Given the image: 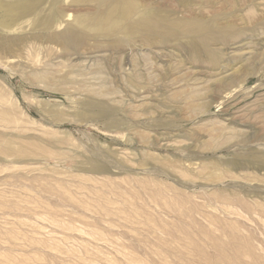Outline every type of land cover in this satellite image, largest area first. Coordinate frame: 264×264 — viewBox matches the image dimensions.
Here are the masks:
<instances>
[{
	"label": "rangeland",
	"instance_id": "374dc122",
	"mask_svg": "<svg viewBox=\"0 0 264 264\" xmlns=\"http://www.w3.org/2000/svg\"><path fill=\"white\" fill-rule=\"evenodd\" d=\"M135 2L237 31L148 44L135 16L97 28L116 0L0 28V264H264V0Z\"/></svg>",
	"mask_w": 264,
	"mask_h": 264
},
{
	"label": "bare ground",
	"instance_id": "6f19581e",
	"mask_svg": "<svg viewBox=\"0 0 264 264\" xmlns=\"http://www.w3.org/2000/svg\"><path fill=\"white\" fill-rule=\"evenodd\" d=\"M44 1L45 0H16L14 3L9 4L10 3L9 2L8 4H5V5H3L2 1H0V9L1 8L3 9V14H2V17L0 19V28L2 29V31L4 30L7 32H12L14 29H18L20 24H23L21 22L22 20L32 17L29 20H32V25L35 26L36 28L39 27V28H42L44 30L54 29V27L56 26L55 24H59V21H60L62 14H61V12H58V11L55 12L54 10H52L51 13L46 14L44 16H41L39 10H40V5ZM107 2H109V1H107ZM112 2H113V0H112ZM136 2H135V0H116V6L111 8V9H108L106 14H104V15L102 14L104 16V20L102 23L97 24L98 26L96 25L97 28L102 30L103 24L105 22L107 24V21L112 23L114 29H116L117 27L120 28V25L125 23L127 19H129L131 16H135L139 19V23L135 24L134 26H126L125 32L128 33V35H130V36H133L136 38L138 37L139 40H141L145 43H148V44H155V42H157V41L165 42L166 40H168V41L169 40H178L179 37H181V35H183V36L185 35L186 37H188L187 35H192V34L197 35L198 41H201L203 38H206V40H205L206 44H208V43L210 44L212 41L211 37L215 38L219 33H220V35H224V34L234 33L237 31L233 25L231 27L230 26L227 27L226 29L221 28L217 32L215 29L216 28L215 24L214 25H199L198 26V25L192 24V23H189V24L184 23L183 24V23H180L177 21L176 22H170L169 19L164 15L157 14V13L156 14H150V13L146 14V13H148L146 11L150 7L145 6L144 8L141 9L140 6L137 5ZM100 6H102V5H99V7ZM102 7H100V8H102ZM99 11H101V10H99ZM143 11L146 13H144ZM98 14L96 13V15H98ZM102 15L100 14L101 17H102ZM35 16H36V18L34 19ZM88 21L86 19H83L80 22L78 21L79 22L78 25L80 27L73 26V23L68 24L67 28L65 29V31L61 35H58L56 33L55 34L50 33L48 38L50 39V42L60 43L61 45L62 44H65L68 46H70L69 44L81 45V44H83L85 34L88 33L87 30L90 29V28H87V26L88 27L91 26V24L89 25ZM95 22H96V20H95ZM95 22H94V24H95ZM84 25H86V26H84ZM105 27H107V25ZM197 39H195L193 43L189 42V46L187 49L191 53L197 54L199 56V54L202 52H201V48L199 47V43H198ZM5 40H7V41H10V40L4 39L3 45L5 46L6 51H8L9 54H12V51H13L11 48L12 46L7 47ZM12 41L18 42V41H21V39H16V40H12ZM4 42H5V44H4ZM73 45H71V46H73ZM67 48H65V49H67ZM211 53L212 52H210V55H211ZM226 83L229 84L228 81L223 82L224 85ZM222 89H223V87H222ZM258 156H261L259 158L260 160L257 158V159H255V161H252L249 163L247 162V163L251 166L264 169V155L259 154ZM237 165L243 166V163H239V164L237 163ZM98 171H100V170H98Z\"/></svg>",
	"mask_w": 264,
	"mask_h": 264
}]
</instances>
